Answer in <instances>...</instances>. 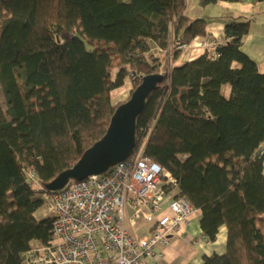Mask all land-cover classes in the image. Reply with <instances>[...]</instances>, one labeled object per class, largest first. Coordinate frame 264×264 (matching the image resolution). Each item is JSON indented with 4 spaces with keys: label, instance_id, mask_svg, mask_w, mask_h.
Listing matches in <instances>:
<instances>
[{
    "label": "trees",
    "instance_id": "1",
    "mask_svg": "<svg viewBox=\"0 0 264 264\" xmlns=\"http://www.w3.org/2000/svg\"><path fill=\"white\" fill-rule=\"evenodd\" d=\"M248 32L227 23L215 55L176 64L206 35L186 0H0V264L53 243V216L34 217L46 185L104 135L122 104L111 93L149 74L163 79L132 155L171 173L205 241L226 229L203 264H264V72L242 50Z\"/></svg>",
    "mask_w": 264,
    "mask_h": 264
},
{
    "label": "built area",
    "instance_id": "2",
    "mask_svg": "<svg viewBox=\"0 0 264 264\" xmlns=\"http://www.w3.org/2000/svg\"><path fill=\"white\" fill-rule=\"evenodd\" d=\"M210 40L200 47L215 55L218 43ZM176 188L170 172L140 154L101 175L71 182L47 198L53 243L27 253L24 264H143L161 258L195 212L174 197ZM138 221L148 225L144 237L124 226Z\"/></svg>",
    "mask_w": 264,
    "mask_h": 264
},
{
    "label": "crops",
    "instance_id": "3",
    "mask_svg": "<svg viewBox=\"0 0 264 264\" xmlns=\"http://www.w3.org/2000/svg\"><path fill=\"white\" fill-rule=\"evenodd\" d=\"M186 15L189 18L204 19L206 35L193 40L187 50L181 53L176 64L202 55L204 51L199 44L205 37L216 38L218 44L224 42L223 30L227 23L247 21L249 32L242 40V50L256 62L258 71L264 72V0H219L216 4L206 7H201L198 0H186ZM233 66L237 67V64ZM224 92L227 94L229 88L225 87ZM200 218V213L195 211L185 231L174 237L170 246L162 249L163 256L143 264H203V258L206 256L222 255L226 248V229L220 228L216 240L207 242L201 235ZM124 226L139 237H144L148 228L143 221H139L135 227H130L126 222Z\"/></svg>",
    "mask_w": 264,
    "mask_h": 264
},
{
    "label": "water",
    "instance_id": "4",
    "mask_svg": "<svg viewBox=\"0 0 264 264\" xmlns=\"http://www.w3.org/2000/svg\"><path fill=\"white\" fill-rule=\"evenodd\" d=\"M162 79L160 74L143 77L130 98L114 110L104 135L84 151L71 168L62 171L47 184L46 190L52 193L61 191L71 182L101 175L127 160L136 146L137 117L143 112L148 96Z\"/></svg>",
    "mask_w": 264,
    "mask_h": 264
},
{
    "label": "rangeland",
    "instance_id": "5",
    "mask_svg": "<svg viewBox=\"0 0 264 264\" xmlns=\"http://www.w3.org/2000/svg\"><path fill=\"white\" fill-rule=\"evenodd\" d=\"M207 39H211L210 42H214L217 40L216 38H204L203 40L200 41V44L199 45H202V42H206ZM188 47V46H187ZM187 47L185 50H187ZM202 48V47H201ZM208 49V51H210L213 47H206ZM205 49V48H204ZM216 50V49H215ZM183 52V51H182ZM205 53H208L207 51H204ZM210 54V53H208ZM213 55V54H211ZM19 84L21 85V82L18 80ZM130 83L127 81L124 83V85L116 90H114L112 93H111V100H112V103L113 104H118V103H123L125 101H127L129 98H130ZM1 102H3L1 100ZM35 101L34 100H31L29 103H28V106H30L31 104H33ZM34 217L37 219V220H42L44 218H47V217H50V213L46 210V206H42L37 212H35L34 214ZM139 222V221H138ZM137 222V223H138ZM137 225V224H136ZM139 226V225H138Z\"/></svg>",
    "mask_w": 264,
    "mask_h": 264
}]
</instances>
